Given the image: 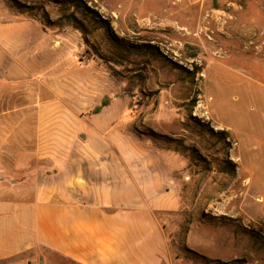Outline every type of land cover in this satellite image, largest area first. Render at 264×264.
<instances>
[{"label": "rangeland", "instance_id": "1", "mask_svg": "<svg viewBox=\"0 0 264 264\" xmlns=\"http://www.w3.org/2000/svg\"><path fill=\"white\" fill-rule=\"evenodd\" d=\"M17 20L41 38L26 48L29 86L7 97L45 113L30 129L60 132L62 148L17 152L9 185H32L38 161L86 164L84 142L158 148L183 207L164 219L175 254L264 264V0H0V21ZM54 83L87 96L57 100Z\"/></svg>", "mask_w": 264, "mask_h": 264}, {"label": "crops", "instance_id": "2", "mask_svg": "<svg viewBox=\"0 0 264 264\" xmlns=\"http://www.w3.org/2000/svg\"><path fill=\"white\" fill-rule=\"evenodd\" d=\"M40 38L28 22L0 21V261L194 264L175 254L165 230L164 219L183 210L173 155L166 151L84 142L77 148L90 157L86 164L75 161L76 169L66 172L59 161H38L32 185H9V168L21 164L17 152L44 156L47 142L55 143L53 150L62 148L60 132L47 134L40 123L30 129L29 118L45 113L31 111L27 103L13 107L7 97L29 86L26 48ZM87 91L54 83L47 94L60 100Z\"/></svg>", "mask_w": 264, "mask_h": 264}, {"label": "bare ground", "instance_id": "3", "mask_svg": "<svg viewBox=\"0 0 264 264\" xmlns=\"http://www.w3.org/2000/svg\"><path fill=\"white\" fill-rule=\"evenodd\" d=\"M232 30L236 31L237 30L236 26L232 27ZM239 32H240V37H242L244 39H247V38H249V36L253 35V31H246L245 30L244 32H242V31H239ZM219 129H221V128L219 127Z\"/></svg>", "mask_w": 264, "mask_h": 264}, {"label": "trees", "instance_id": "4", "mask_svg": "<svg viewBox=\"0 0 264 264\" xmlns=\"http://www.w3.org/2000/svg\"><path fill=\"white\" fill-rule=\"evenodd\" d=\"M102 106H105V103H101V105H98L96 106L94 109H93V113H99ZM191 254L195 257H198V258H202L203 260H206L205 257H199L198 255H196L195 253H192ZM219 262V261H218ZM220 264H228V263H220Z\"/></svg>", "mask_w": 264, "mask_h": 264}]
</instances>
